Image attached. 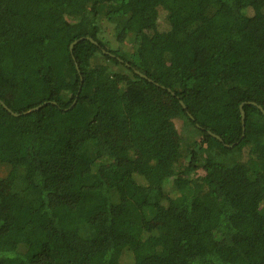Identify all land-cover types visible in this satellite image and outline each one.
<instances>
[{"label": "trees", "instance_id": "1", "mask_svg": "<svg viewBox=\"0 0 264 264\" xmlns=\"http://www.w3.org/2000/svg\"><path fill=\"white\" fill-rule=\"evenodd\" d=\"M254 25L264 0H0V264H264Z\"/></svg>", "mask_w": 264, "mask_h": 264}, {"label": "rangeland", "instance_id": "2", "mask_svg": "<svg viewBox=\"0 0 264 264\" xmlns=\"http://www.w3.org/2000/svg\"><path fill=\"white\" fill-rule=\"evenodd\" d=\"M160 14H162V12H160ZM104 25L105 26L102 30V38L105 40L104 43L106 44V47L110 45L111 50H118L119 52L126 53L129 55L132 54L133 45L129 41H126L123 44L116 43L115 40L113 39V33H112L111 27L105 23ZM254 26H255L254 35L258 39L264 40V25H260V26L254 25ZM164 28H165V24L163 23V18L161 17L160 22H159V29H164ZM94 62L98 63L99 65L108 66L113 71L122 72V73L126 72L123 66L111 64L110 61H107L105 58H103V56H100V55H97L94 58ZM7 96L10 99L11 96L10 95H7ZM148 101L152 105H158L159 103H166L167 99L166 98L160 99V98L154 97L152 99H148ZM173 123L178 131L179 136H180V131L183 129H186V131L190 132L189 128L187 127L185 123V119L182 115H179L176 118H174ZM89 128L92 134H97V127L95 123H91ZM101 134H102V137L106 139V141L109 144H111L110 146L112 150H114V152L119 153L121 155L120 157L124 159L127 164L130 163L128 162L129 160L134 161L136 159L138 160L144 157V152L140 148L134 147L133 145L131 146L128 142H126L125 134L117 133L113 131H102ZM189 135L190 133H188L187 136ZM125 150H128V151H125ZM5 173L6 171L2 167H0V177L4 176ZM184 178L185 176L183 174H180L174 179H172L171 182L166 186V191L172 192L174 184L177 185L178 181ZM217 185L220 189H223V190L226 189V185H224L222 182L218 183ZM4 218H5L6 225L2 228V232L5 231V229L7 228V225L10 222L9 217H4ZM120 250L121 248L118 249L116 253L119 254V252H121ZM121 254H122L121 264H132V259L129 254H123V253Z\"/></svg>", "mask_w": 264, "mask_h": 264}, {"label": "water", "instance_id": "3", "mask_svg": "<svg viewBox=\"0 0 264 264\" xmlns=\"http://www.w3.org/2000/svg\"><path fill=\"white\" fill-rule=\"evenodd\" d=\"M76 43V41L75 42H73L72 44H71V46H70V48L72 47V45H74ZM77 68V67H76ZM143 76V75H142ZM2 103V102H1ZM3 104V103H2ZM36 109V108H35ZM32 110H34V109H32ZM31 110V111H32ZM243 119H244V117H243V112H242V121H243Z\"/></svg>", "mask_w": 264, "mask_h": 264}]
</instances>
